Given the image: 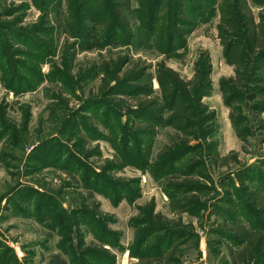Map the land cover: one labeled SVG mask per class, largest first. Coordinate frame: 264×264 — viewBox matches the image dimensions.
Masks as SVG:
<instances>
[{"label": "rangeland", "instance_id": "obj_1", "mask_svg": "<svg viewBox=\"0 0 264 264\" xmlns=\"http://www.w3.org/2000/svg\"><path fill=\"white\" fill-rule=\"evenodd\" d=\"M205 2L134 4L124 26L100 0H0V264H264L234 238L264 233L254 56L236 133L219 0ZM160 65L184 81L209 66L215 132L186 89L188 128L171 125Z\"/></svg>", "mask_w": 264, "mask_h": 264}, {"label": "trees", "instance_id": "obj_2", "mask_svg": "<svg viewBox=\"0 0 264 264\" xmlns=\"http://www.w3.org/2000/svg\"><path fill=\"white\" fill-rule=\"evenodd\" d=\"M112 8L117 20L127 26L128 14L134 4L140 7L148 6L151 0H100ZM205 0H196L198 6L205 7ZM219 20L217 25V37L223 49L226 63L233 67L234 75L223 78L220 81V89L224 104L229 108V118L236 133H239L241 122L238 118V108L235 105L241 97V91L246 87L248 71L251 65L250 55L252 54V76L250 83L251 98L256 112L264 111V12L256 17L249 4V0H219ZM242 35L246 41L247 48H244L239 40ZM249 52H252L249 54ZM208 66V65H207ZM160 84L166 85V94L171 106L169 122L176 128L187 129L188 120L191 117V105L189 99L184 97L181 89L191 90L197 94V100L210 124V133L217 130V117L214 112H209L206 104H202L204 97L212 94V82L210 69L196 74L190 81L181 80L176 72L164 66H159ZM182 90V91H186ZM240 136V134H239ZM260 189V188H259ZM251 192L250 200L255 206L262 201L260 191ZM255 196V197H254ZM264 203V200H263ZM264 211V208H262ZM264 218V214L260 215ZM237 242L248 246L252 252L255 249L264 251V233L251 232L240 228L238 235L234 237ZM163 243L162 245H164Z\"/></svg>", "mask_w": 264, "mask_h": 264}, {"label": "crops", "instance_id": "obj_3", "mask_svg": "<svg viewBox=\"0 0 264 264\" xmlns=\"http://www.w3.org/2000/svg\"><path fill=\"white\" fill-rule=\"evenodd\" d=\"M233 73H234V70H233Z\"/></svg>", "mask_w": 264, "mask_h": 264}]
</instances>
